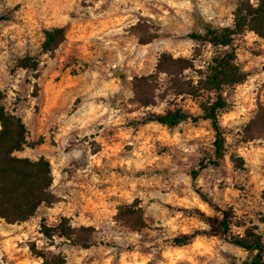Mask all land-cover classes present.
<instances>
[{
    "label": "rangeland",
    "instance_id": "374dc122",
    "mask_svg": "<svg viewBox=\"0 0 264 264\" xmlns=\"http://www.w3.org/2000/svg\"><path fill=\"white\" fill-rule=\"evenodd\" d=\"M237 2L0 0V103L27 129L29 146L16 154L49 161L57 197L21 223L0 218V264H38L26 242L44 245L40 219L52 225L60 216L93 226L98 241L83 248L56 239L51 248L67 264H245L248 252L219 224L227 210L230 233L255 226L264 240V136L250 137L247 126L264 106V35L246 29L234 37L246 77L222 91L224 154L216 166L198 170L213 154L208 120L171 127L144 121L175 108L199 114L195 100L159 90L154 103L140 106L132 88L133 77L151 73L163 51L190 57L199 46L194 64L202 67L215 48L188 34L204 23L231 25ZM54 26L65 28V39L42 53V31ZM25 55L37 59L36 69L16 66ZM135 199L144 225L130 230L117 211ZM184 234L186 243H174Z\"/></svg>",
    "mask_w": 264,
    "mask_h": 264
},
{
    "label": "trees",
    "instance_id": "16d2710c",
    "mask_svg": "<svg viewBox=\"0 0 264 264\" xmlns=\"http://www.w3.org/2000/svg\"><path fill=\"white\" fill-rule=\"evenodd\" d=\"M3 19V16H0ZM259 36L264 35V0H238L233 10L231 25L213 26L203 24L202 31H191L188 36L197 44L208 43L215 48L202 67H196L194 59L200 54L195 46L190 57L173 56L163 51L158 55L151 73L134 76L132 88L134 100L140 106L154 103L158 95L172 92L174 95H187L196 101L200 110L194 114L182 108L165 113L153 114L144 121H155L171 127L186 120H208L214 133L213 154L207 162L201 161L199 169L206 165H218L224 154V132L219 123V112L226 108L227 102L222 94L226 87L233 86L246 77V73L236 62L233 40L244 30ZM40 45L42 53L52 51L65 39V28L54 26L43 29ZM148 39H141L144 43ZM37 59L29 55L18 58L16 66L36 69ZM190 71L192 75H186ZM264 72V64H263ZM164 76V85L161 77ZM162 90L159 94L157 91ZM3 97L0 92V99ZM250 137L264 136V106L258 105L256 112L247 123ZM29 146L27 129L21 117L9 111L0 103V218L8 224H18L32 217L41 204L50 205L57 200L51 186L53 182L49 161L44 156L35 159L19 156L16 152ZM198 170L192 171L195 178ZM264 203V189L261 191ZM117 218L130 230H139L144 225L143 210L135 199L118 207ZM261 220L264 221V212ZM230 216L223 210L220 227L228 240L248 252L245 264H264V240L255 226L244 228L242 235L229 232ZM38 232L44 237L45 244L38 246L35 240L26 242L31 255L40 259L38 264H67L65 254L56 247L59 243L87 248L97 244L96 229L91 225H72L66 216H60L52 225L41 218ZM190 239L184 234L173 238L174 243L183 244Z\"/></svg>",
    "mask_w": 264,
    "mask_h": 264
}]
</instances>
